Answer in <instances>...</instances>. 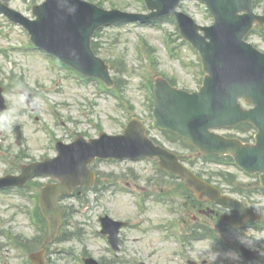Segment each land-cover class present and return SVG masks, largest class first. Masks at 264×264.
I'll return each instance as SVG.
<instances>
[{"label": "rangeland", "instance_id": "1", "mask_svg": "<svg viewBox=\"0 0 264 264\" xmlns=\"http://www.w3.org/2000/svg\"><path fill=\"white\" fill-rule=\"evenodd\" d=\"M43 1L5 0V3L25 16L33 18L32 6L41 4ZM103 1V7L106 9H111V4L114 3L118 9L147 13L141 0ZM181 9L193 16L201 25L212 24L211 17L196 1L184 2ZM258 11L264 14V0ZM169 34H171L173 47H177L182 60L190 64L188 67L183 66L182 60L170 58L164 41ZM101 35L100 40L105 47L101 57L108 60L110 56H123L127 66V72L119 75L125 88L122 90L123 93L119 91L117 93L127 101L124 109L119 107L120 101L114 94L100 90L97 81L81 84L64 72L50 67L46 58L39 55L34 46L27 42L29 41L27 32L0 16V84L9 86L6 98L11 108L10 113L0 117V176L17 172V165L10 167L3 161L2 155L10 161L14 160L15 164L30 163L46 156H55L53 143L48 140L46 132L42 129L45 123L53 131L55 139L65 143L71 142L79 134H86L87 139L97 137L101 131L112 135L119 134L135 115L143 117L150 125L152 113L150 97L144 87L148 78L153 80L162 73L169 78H175L181 87L189 90L196 88L198 81L201 80L200 63L193 50L187 44L181 43L176 24L171 20L157 26L143 27L126 24L111 27L102 31ZM144 40L157 51L154 62L151 57L152 51L151 55L141 54ZM253 40L264 50V42L261 43L256 37ZM14 46L18 47V50L13 49ZM21 46L23 51L19 49ZM54 63L57 67L60 66ZM113 76L115 78L118 75L113 71ZM17 84L26 86L33 92L35 101L40 107L37 116L41 121L36 122L34 115L27 110L25 100L17 93ZM129 106L133 109L129 110ZM16 123H20L23 128L22 148L15 144L12 127ZM149 136L155 137L173 150H179L192 160L196 158L194 152L180 145L181 143H171L160 132L151 130ZM21 151L25 153V156L21 155ZM202 165V161H199L198 166L202 167ZM92 170L97 172L100 184L87 192L82 200L72 198L65 201L64 204L69 207L72 214V226L68 229L75 235L73 240L59 241L51 247L53 253L51 264H80L78 258L86 253L98 260L99 258L114 260V255L108 250L107 242L96 230H100L99 217L105 214L114 220L129 222V228L123 233L125 243L122 257L126 256L129 260V255H135L137 264L139 262L186 264V258L176 254L175 241L160 229H156L171 221H175L182 227V218L172 214L165 203H159L156 200L162 190L167 191L170 188L157 184L158 181H162V177L156 166L147 161L97 162ZM206 170L233 172L238 176L237 182L247 187L254 186L257 181L255 178L239 173L234 168L208 165ZM39 182L44 183L45 180ZM135 191L142 193L148 206L157 207L161 211L147 212L139 209L134 201ZM28 194L34 196L36 192L30 190ZM234 196L248 200L239 194ZM25 197L23 193L13 190L0 192V243L2 245L0 264H27L26 255L15 248L14 241H11V239L31 241L37 236L36 227L32 225L27 215V209L32 203L30 204ZM249 202L255 204V208L264 220V194L252 196ZM182 205L181 199L176 197L174 207L180 209ZM182 211L184 217L186 214L187 222L197 213L192 212L190 206L184 207ZM184 226L186 229L190 227ZM143 229H146V232ZM246 233L250 237L264 236V231L259 234L253 231ZM233 234V232L226 233V238L231 245L236 244L232 239ZM77 235H80V239ZM263 242L264 239L257 241V246L264 248ZM210 247L209 243L195 244L194 247L189 246L186 251L190 259H201L209 256ZM114 263L119 264L120 260Z\"/></svg>", "mask_w": 264, "mask_h": 264}, {"label": "water", "instance_id": "2", "mask_svg": "<svg viewBox=\"0 0 264 264\" xmlns=\"http://www.w3.org/2000/svg\"><path fill=\"white\" fill-rule=\"evenodd\" d=\"M180 1L147 0L149 8L157 9V13L147 17L121 16V20L128 17L147 21L175 14L184 37L197 46L205 59L209 76L199 95L190 96L166 85L157 86L156 125L189 138L203 152L233 155L250 173H262L264 186V56L243 42L254 22L250 14V0H206L217 20L213 28L202 29L206 37L198 35L199 30L190 19L176 13ZM0 10L5 11L1 5ZM240 12L249 14L240 17ZM35 13L39 17L38 21L27 25L33 41L83 73L95 74L89 70L88 62L92 61L99 67L102 63L92 57L90 39L98 28L118 20L115 16L117 13L103 12L77 0H48ZM206 39L210 42L207 43ZM240 97L255 105V110L242 111L237 104ZM245 121L254 123L260 130L256 146H243L239 142L226 141L208 133L211 127L236 125ZM60 151V158L50 163L58 165V169H48L45 172L58 177L66 185L65 190L61 187L50 188L44 193L42 200V207L52 221L55 233L60 224L55 198L64 191L71 193L78 185H92L93 180L89 176L85 177V174L88 164L96 158L137 159L154 155L166 158L165 153L150 146L143 128L137 124H132L124 136L109 137L102 134L98 141H91L90 144L81 141L78 146L60 147ZM172 163V170L184 176L197 189L201 188L176 161L172 160ZM71 175L73 180L70 181ZM215 198L220 200L218 195ZM106 222L111 224L105 220L104 223ZM116 226L117 229L113 231L105 225L104 231L111 233L114 241L120 225Z\"/></svg>", "mask_w": 264, "mask_h": 264}, {"label": "clouds", "instance_id": "3", "mask_svg": "<svg viewBox=\"0 0 264 264\" xmlns=\"http://www.w3.org/2000/svg\"><path fill=\"white\" fill-rule=\"evenodd\" d=\"M238 229L239 226H231V231L234 233L232 237L234 242L264 258V250L257 246V241L264 239V236L250 237L246 232H240ZM206 261L207 264H245V258L238 248L224 250L215 241L211 246L209 256L206 257Z\"/></svg>", "mask_w": 264, "mask_h": 264}]
</instances>
